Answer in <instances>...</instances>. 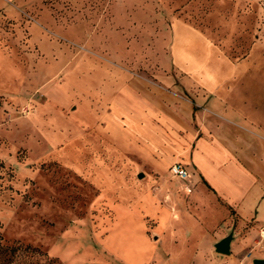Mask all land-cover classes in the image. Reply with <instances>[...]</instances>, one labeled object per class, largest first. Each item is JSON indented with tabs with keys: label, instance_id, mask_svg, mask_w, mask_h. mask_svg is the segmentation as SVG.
I'll use <instances>...</instances> for the list:
<instances>
[{
	"label": "rangeland",
	"instance_id": "rangeland-1",
	"mask_svg": "<svg viewBox=\"0 0 264 264\" xmlns=\"http://www.w3.org/2000/svg\"><path fill=\"white\" fill-rule=\"evenodd\" d=\"M188 65L222 84L264 80V0H0V243L20 246L10 264H230L213 244L234 226L218 214L204 232L167 170L198 129L179 119L183 102L213 82ZM131 92L135 129L116 102Z\"/></svg>",
	"mask_w": 264,
	"mask_h": 264
},
{
	"label": "crops",
	"instance_id": "crops-1",
	"mask_svg": "<svg viewBox=\"0 0 264 264\" xmlns=\"http://www.w3.org/2000/svg\"><path fill=\"white\" fill-rule=\"evenodd\" d=\"M189 33L196 35L191 29ZM179 45L177 51L184 48ZM189 50L186 52L194 63L193 52ZM182 71L198 79L204 75L213 82L199 85L207 93L206 98L201 95L197 102H183L179 119L196 122L198 129L189 132L187 157L183 162H170L168 169L179 162L188 171L192 190L183 193L192 194L193 203L201 208L204 232L213 228L218 214L226 218L225 224L234 226L230 264H251L255 258H264V249L258 247L257 241L258 230L264 226V97L258 89L264 88V80L256 77L253 81L222 84L217 81L219 72L212 69L197 70L188 65ZM223 88L227 97L219 95ZM133 93L127 95V101L122 95L117 96L120 100L116 102L127 104L128 120L135 129L137 110ZM200 105H205L208 113L202 112ZM141 107L138 112L143 111ZM182 221L180 214L176 225Z\"/></svg>",
	"mask_w": 264,
	"mask_h": 264
},
{
	"label": "built area",
	"instance_id": "built-area-1",
	"mask_svg": "<svg viewBox=\"0 0 264 264\" xmlns=\"http://www.w3.org/2000/svg\"><path fill=\"white\" fill-rule=\"evenodd\" d=\"M168 171L173 178H176L181 183L184 192H191L192 187L189 185L190 176L184 165L175 162L169 167ZM258 238V247L264 249V226L259 228Z\"/></svg>",
	"mask_w": 264,
	"mask_h": 264
},
{
	"label": "water",
	"instance_id": "water-1",
	"mask_svg": "<svg viewBox=\"0 0 264 264\" xmlns=\"http://www.w3.org/2000/svg\"><path fill=\"white\" fill-rule=\"evenodd\" d=\"M142 176H143L142 173L138 174L139 178ZM233 240H234V235H233V231L231 230L226 236H224L223 238H221L220 240H218L213 244L215 252L220 255H230L232 248L231 244ZM252 264H264V258H255L252 260Z\"/></svg>",
	"mask_w": 264,
	"mask_h": 264
},
{
	"label": "trees",
	"instance_id": "trees-1",
	"mask_svg": "<svg viewBox=\"0 0 264 264\" xmlns=\"http://www.w3.org/2000/svg\"><path fill=\"white\" fill-rule=\"evenodd\" d=\"M20 246H7L0 243V264H10Z\"/></svg>",
	"mask_w": 264,
	"mask_h": 264
}]
</instances>
